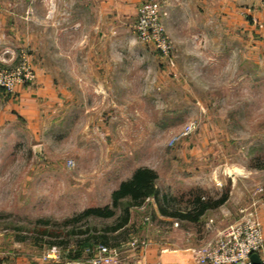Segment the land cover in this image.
Here are the masks:
<instances>
[{
	"label": "rangeland",
	"instance_id": "obj_1",
	"mask_svg": "<svg viewBox=\"0 0 264 264\" xmlns=\"http://www.w3.org/2000/svg\"><path fill=\"white\" fill-rule=\"evenodd\" d=\"M154 1L162 10L164 51L137 37L138 10L119 22L104 17L100 41L96 6L88 2L84 21L73 0L69 47L46 46L37 55L25 46L17 56L0 55L5 75L22 66L24 76L10 89L0 86L1 247L15 249L23 238V247L44 260L65 258L66 251L50 246L36 229L110 206L112 193L141 167L158 174L162 207L151 197L130 208L121 251L145 248L149 233L179 221L160 218L161 208H184L198 195L206 201L227 195L199 224L219 230L241 217L245 193L260 196L264 0ZM133 240L145 244L132 246ZM54 247L59 259L49 257Z\"/></svg>",
	"mask_w": 264,
	"mask_h": 264
},
{
	"label": "crops",
	"instance_id": "obj_2",
	"mask_svg": "<svg viewBox=\"0 0 264 264\" xmlns=\"http://www.w3.org/2000/svg\"><path fill=\"white\" fill-rule=\"evenodd\" d=\"M140 1L79 0L80 19L84 18V21H86L85 19L91 14L88 2L95 5L96 24L94 28L97 29V33L99 32L98 36L101 37L100 41H102L103 31L98 30V27H100V24H104V17L106 19L109 18L113 22H119V18L124 19L125 15H132L135 18ZM73 4V0H0V55L3 58H10L15 54L17 56L20 48L25 46L33 48L32 52H37V55H40L39 49H43L46 46L50 49L54 48V50L56 48L58 50L60 46L63 48L69 47L72 43L73 26L71 21L74 12ZM76 6L78 5L76 4ZM171 8H167L169 13V17L165 20L167 28H169V19L173 17V13L169 12ZM183 12L185 15L186 11L183 10L180 14H183ZM50 14L53 15L52 18H49ZM79 25L80 28L82 24ZM5 33L11 34V38H6ZM50 49H48V52ZM8 52H10V55H8ZM50 53L52 52L50 51ZM48 62L50 63L51 61L48 60ZM21 89H18V91L21 92ZM243 198L241 201L245 202L242 205L244 209V207H250L255 199L260 198V196H257L255 193L252 195L245 193ZM261 203V205L258 204V215L264 239V202ZM160 218L163 220L176 219L164 213L163 215L161 214ZM178 220L173 223L169 221L166 224L164 223V226H161L159 229L160 234L151 235L149 233L147 237L149 244L145 248H130L122 251V264H199L193 257L191 249L199 246L207 238L212 237L213 233H208L205 230L206 226L202 227L199 225L201 224V220L199 224L181 219ZM230 221L219 227L227 226L231 223ZM176 222L178 224L181 222L182 225L188 224L187 228L190 226L191 230L183 226L181 228L172 227ZM171 229L172 231H169ZM23 245V240L19 239L15 242V247H17L15 249L8 250L0 246V264H87L85 261L87 257L86 253L79 259H72L66 256L57 261L44 260L40 257L41 255L38 251L30 247H23ZM257 255L259 263H255L252 260L253 264H260V255Z\"/></svg>",
	"mask_w": 264,
	"mask_h": 264
},
{
	"label": "trees",
	"instance_id": "obj_3",
	"mask_svg": "<svg viewBox=\"0 0 264 264\" xmlns=\"http://www.w3.org/2000/svg\"><path fill=\"white\" fill-rule=\"evenodd\" d=\"M157 179L158 174L153 169L148 167L138 168L130 178L121 182L119 187L112 193L110 206L90 207L81 213L75 214L63 223L53 224L52 229H48V223H44V227L36 229L35 232L39 234V237L44 238L47 236L50 238V246H59L66 251L67 257L72 259L81 258L86 250L97 245L117 247L130 232V230L123 231L131 222L130 208L143 205L145 200L151 197L158 200L161 206ZM164 198L170 205H173V201L168 200L167 197H163V200ZM226 199L227 195H224L217 201H206L198 195L194 199L186 201L184 208L173 207L171 211L167 208H161V211L172 218L199 224L207 210L224 204ZM119 211L121 214H119ZM92 219L111 220L112 223L101 226L92 225L90 224ZM116 233L119 235H115Z\"/></svg>",
	"mask_w": 264,
	"mask_h": 264
},
{
	"label": "built area",
	"instance_id": "obj_4",
	"mask_svg": "<svg viewBox=\"0 0 264 264\" xmlns=\"http://www.w3.org/2000/svg\"><path fill=\"white\" fill-rule=\"evenodd\" d=\"M161 11L154 0H144L138 8L135 30L137 37L143 42L156 45L164 51L168 45L159 19ZM21 67L17 68L16 75L10 77L0 70V86L10 89L21 84L24 78ZM258 193L260 198L243 210L236 222L219 230L211 225L207 226L208 233H213V236L191 249L199 264H253L254 254H259L260 264H264L263 229L258 215V204L264 202V188L259 187ZM137 243L145 244L144 241L133 240L131 245L135 246ZM52 251L53 255L49 257L59 259V251L55 247ZM85 253L87 264H122V251L117 247L97 245Z\"/></svg>",
	"mask_w": 264,
	"mask_h": 264
},
{
	"label": "water",
	"instance_id": "obj_5",
	"mask_svg": "<svg viewBox=\"0 0 264 264\" xmlns=\"http://www.w3.org/2000/svg\"><path fill=\"white\" fill-rule=\"evenodd\" d=\"M252 260H253L255 263H259V257H258V255H257V254H254V255L252 256Z\"/></svg>",
	"mask_w": 264,
	"mask_h": 264
}]
</instances>
